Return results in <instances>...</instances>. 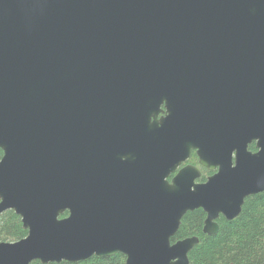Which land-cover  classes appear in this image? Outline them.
Returning <instances> with one entry per match:
<instances>
[{
    "label": "water",
    "instance_id": "obj_1",
    "mask_svg": "<svg viewBox=\"0 0 264 264\" xmlns=\"http://www.w3.org/2000/svg\"><path fill=\"white\" fill-rule=\"evenodd\" d=\"M165 102L184 149L155 138ZM116 128L144 136L134 157L78 155L79 132ZM0 150V215L28 231L0 264H190L187 213L215 235L264 192V0H0ZM191 150L220 168L206 183L177 173Z\"/></svg>",
    "mask_w": 264,
    "mask_h": 264
},
{
    "label": "trees",
    "instance_id": "obj_2",
    "mask_svg": "<svg viewBox=\"0 0 264 264\" xmlns=\"http://www.w3.org/2000/svg\"><path fill=\"white\" fill-rule=\"evenodd\" d=\"M3 155L0 150V160ZM67 216L68 213L62 218ZM206 217L202 209L187 213L172 239L177 242L190 237L199 238V244L189 254L190 264H264V192L247 198L236 219L220 218L217 221L219 232L215 235L203 233ZM27 235L21 218L14 211L0 215V242H17ZM60 264H126V257L122 254L112 258L94 256L82 262Z\"/></svg>",
    "mask_w": 264,
    "mask_h": 264
},
{
    "label": "flooded vegetation",
    "instance_id": "obj_3",
    "mask_svg": "<svg viewBox=\"0 0 264 264\" xmlns=\"http://www.w3.org/2000/svg\"><path fill=\"white\" fill-rule=\"evenodd\" d=\"M172 110L177 109L173 108ZM221 110L232 109L223 108ZM169 115L170 110L167 109L165 102L161 105L160 110H157V113H155L152 117L155 138L158 142L165 140L173 145L174 143H177L180 149H184V147H187L190 142L187 123L185 121L182 127H179L177 125H173L171 127L166 126L165 120L169 117ZM110 131L106 135L96 133L95 131H89L85 133L79 132L78 155H80L83 159L109 156L114 158L116 161L125 162L127 159L132 158L139 153V146L144 140V136L141 135V133H123L117 128L112 130L111 132ZM135 141L139 143L138 146H134ZM248 151L252 154H257L259 152L256 141L248 145ZM185 155L186 151L182 150V156ZM188 166L196 167L200 171L201 177L196 181L198 183H206L210 178L214 177V175H216L220 171V168H216L214 170L203 168L199 163L197 150L190 151V157H187V160L182 163V165L178 168L177 173ZM236 166L237 151L233 153L232 168L234 169L236 168ZM177 173L169 177V181H172ZM222 217L223 216H220V218Z\"/></svg>",
    "mask_w": 264,
    "mask_h": 264
}]
</instances>
